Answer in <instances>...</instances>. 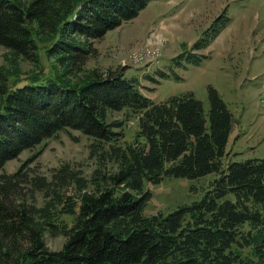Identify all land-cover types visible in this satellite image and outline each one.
Masks as SVG:
<instances>
[{
  "label": "trees",
  "instance_id": "16d2710c",
  "mask_svg": "<svg viewBox=\"0 0 264 264\" xmlns=\"http://www.w3.org/2000/svg\"><path fill=\"white\" fill-rule=\"evenodd\" d=\"M154 1L0 0V46L39 66L42 48L60 68L30 82H11L13 72L0 68V172L69 130L116 169L104 187L96 172L92 192L69 166L50 180L25 165L0 174V264H264V160L224 162L234 118L219 93L209 87L208 127L192 92L155 103L125 68H87L94 43ZM123 111L138 118V140L126 147L122 121L111 119ZM209 174L220 178L194 207L143 215L145 182ZM63 215L74 217L71 226ZM46 231L65 236L60 250L47 247Z\"/></svg>",
  "mask_w": 264,
  "mask_h": 264
},
{
  "label": "rangeland",
  "instance_id": "374dc122",
  "mask_svg": "<svg viewBox=\"0 0 264 264\" xmlns=\"http://www.w3.org/2000/svg\"><path fill=\"white\" fill-rule=\"evenodd\" d=\"M142 45L159 48L160 56L148 65H134L129 55ZM94 47L97 51L88 62L89 70L125 68L126 76L138 81L141 92L155 103L192 92L204 105L208 127L209 87L214 88L234 118L224 162L264 160V0H157ZM40 50L39 66L0 46V68L13 72L11 82H30L34 74L53 78L60 68L55 58ZM111 119L123 123L122 130H117L124 135L120 144L126 147L138 140L135 115L123 111L112 114ZM90 143L91 139L79 131L60 132L34 151L8 162L0 174L14 173L25 165L26 172L50 180L55 171L69 166L87 179L92 192L96 172L101 175L95 182L104 187L116 169L112 163L92 157ZM219 178V174H209L199 179L169 177L158 184L145 182L144 191L151 193V199L143 215L149 218L192 208L213 190L212 183ZM68 194L74 195L75 189ZM38 204H45L42 195H38ZM60 221L71 226L74 217L63 215ZM44 239L52 251L60 250L66 241L65 236L48 231Z\"/></svg>",
  "mask_w": 264,
  "mask_h": 264
},
{
  "label": "built area",
  "instance_id": "2783aa9c",
  "mask_svg": "<svg viewBox=\"0 0 264 264\" xmlns=\"http://www.w3.org/2000/svg\"><path fill=\"white\" fill-rule=\"evenodd\" d=\"M160 56V49L152 45H142L129 55V61L134 65L142 66L152 63Z\"/></svg>",
  "mask_w": 264,
  "mask_h": 264
}]
</instances>
